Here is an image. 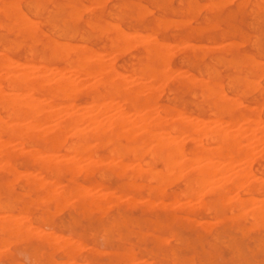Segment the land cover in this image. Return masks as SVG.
Instances as JSON below:
<instances>
[{
  "label": "rangeland",
  "instance_id": "obj_1",
  "mask_svg": "<svg viewBox=\"0 0 264 264\" xmlns=\"http://www.w3.org/2000/svg\"><path fill=\"white\" fill-rule=\"evenodd\" d=\"M6 1H8V0H6ZM6 1L4 0V2H3V0H0V5L4 4ZM9 1H11V0H9ZM44 1L45 2L49 1V2L45 3ZM50 1H51V3H50ZM97 1L101 2V4L99 5ZM103 1L104 2L106 1V2L104 3ZM144 1H146L148 4ZM174 1H176V2L178 1L177 4L178 3L179 4L175 5ZM216 1H217V4L214 3ZM216 1L215 0H188V1L187 0H155V1L152 0V2H151V0H149V1H147V0H96V1H94V0H71V1L70 0H68V1L67 0H13L12 1L13 3H15V4L17 3V5H19L18 8L20 9L21 12H23L22 14L25 13L24 16H27L26 19H28L27 21H29V23H31V25H32V21L30 19L33 20L32 26H35L36 29L35 28L32 29V26H31L30 29H32L33 31L31 30L30 33L33 35H24L23 36L20 33H18L16 35L15 34L16 30L9 27L10 26L9 19L5 15H3V13L0 14V23H1L0 27L2 26V28H0V53H1L0 55L6 54V56L7 57L9 56L10 59H12V60L14 59L17 62L22 63V65H23V63H25L24 62L25 58L28 57L27 53L28 54L31 53L34 59H38L41 56H46L50 50H52L54 52H56V51L57 52H60V51L63 52V49H64L63 53H67L66 52V50H67L68 51L67 55L71 58V57H73V55L76 51H81V50L90 51L91 50L94 53H96L99 57H101V54H103L104 59H102V60L106 64H109V66H111L114 70H116L117 72H120V74L124 75L125 77L127 75L126 78L131 77V75L129 76V74H127L130 72V70H131L130 68H138V67L142 66L143 64H146V62H147L148 66L158 68L160 71L163 69L161 71V73L163 74L164 79H167L166 76H168V75L175 77V76H173L175 74L177 76L172 80H171L172 77L169 78V80L167 79L168 80L166 82L167 84L164 82L166 80H164L162 78L161 80L162 81L164 80L163 81L164 83L162 82V85H160L163 88L162 87H160V88L163 90V92L161 93L160 91H162V90L159 89V86L156 87V84H154L155 89L157 90V88H158L157 91L160 90L159 93L161 95L159 94V96L157 97L158 93L156 94V92H157L156 90H154L155 94L153 93V95H155V97H157V98H154V96H153V104H156V106H157V104H158V106H160V104L165 105V106L169 107L170 109H172L171 112H172L173 119L175 117H177L179 119V116H180V118H184L181 116L186 115L185 119L189 118V120H193V121L196 120V118L197 119L201 118L202 120L206 119L209 122L212 121L211 119L213 118L214 115L210 112L213 111V105H212L211 101H213V98H214V101L216 103L221 104V105H225V106L231 108L229 110H230V114H232L233 116H236L238 114H242L247 119L248 118L252 119L254 117H258L260 119L259 125L262 124L261 125V128H262V127H264V81H263L264 80V72H263L264 71V63H263L264 62V14H263L264 13V0H262V1L260 0L261 2L259 0H255V1L254 0H243V1L241 0L242 3L240 0H216ZM36 2H37V4H36ZM81 2H82V4H81ZM134 2H135V4H134ZM149 2L151 4V6H149L150 5ZM180 2H181V5H180ZM186 2L190 8L187 7L188 5H185ZM212 2H213V4L210 5ZM251 2L254 4L252 5ZM113 3H114L113 7H115V8L112 7ZM202 3H203V6L200 7V5H202ZM227 3L232 4V5H229ZM63 4L65 7H62ZM138 4H143V5H140V7H139ZM35 5L37 6V9H36ZM115 5H117V6H115ZM255 5H258V6H255ZM261 5L263 7L260 8ZM74 6H76V10H78V11H75L74 10L75 8L69 9L71 7H74ZM124 6L125 7L127 6V7L125 8ZM145 6H146V8H145ZM156 6L158 7V9L156 8ZM205 6L207 8L204 9ZM237 6H238V8H237ZM79 7H81V8H79ZM136 7H137V9H136ZM258 8L260 10H258ZM115 9H117V10H115ZM186 9H188V11H186ZM197 9L198 10L200 9V10L197 11ZM201 9L203 11L204 10L207 11L208 13L207 12L204 13ZM50 10H52V11H50ZM67 10L69 13L67 12ZM150 10H152V11H150ZM63 11L67 12L68 14L67 13L64 14ZM71 11H72V14H71ZM105 11L109 17L106 16ZM172 11L174 12V14L171 13ZM27 12H29V13H27ZM146 12H151V13H146ZM32 13H34V15ZM77 13H79V14L77 15ZM213 13L216 15H214ZM49 14L52 16H50ZM66 14L69 17V20H67L68 17H66ZM83 14L84 15L87 14V16H90V18L84 16ZM141 14H143V15H141ZM255 14H257V15H255ZM252 15H254V16H252ZM3 16H5V18ZM76 16H77V18H76ZM115 16L117 17L116 19H115ZM251 16H252V18H251ZM46 17H48V19H46ZM131 17H133L132 18L133 20L131 19ZM138 17H141V19ZM153 17H155V19ZM189 17L192 18V21ZM73 18L74 19L76 18L75 21H72ZM158 18L161 20H159ZM203 18H204L205 22H204ZM45 19H46V21H49L51 19V22L50 21L46 22V21H44ZM62 19H63V22H62ZM153 19H154V21H153ZM167 19L168 20L170 19V20L168 21ZM176 19H179V20H176ZM184 19H185V21H183ZM255 19H257V20H255ZM34 20H38V22H35L36 24H34ZM87 20H89V21H87ZM139 20H140V22H139ZM156 20H157V23H156ZM210 20H212V21H210ZM106 21L112 27L107 26L108 24L106 23ZM61 22H62V24H61ZM83 22H85V25ZM88 22H89V24H87ZM111 22H114V23H111ZM142 22L144 23L143 25H141ZM168 22H169V24H168ZM180 22L181 23L184 22V23L180 24ZM40 23H43V24H40ZM63 23H64V26H63ZM91 23H94V24H91ZM116 23L119 24V26H116L117 28L114 27ZM159 23L160 24L162 23L161 26H159L160 25ZM174 23H175V26L173 25L171 27L170 25L174 24ZM47 24H48V27H47ZM71 24L73 26L70 27ZM120 24H122V25H120ZM164 24H165V26H163ZM167 24H168V26L166 27ZM240 24H242V25H240ZM36 25H38V26H36ZM54 25L55 26L58 25V27L56 28ZM29 26H30V24H29ZM90 26L91 27L95 26L97 28H94V27L90 28ZM250 26H251V28H249ZM5 27H6V29H5ZM53 27H55V28H53ZM106 27L107 28L110 27L109 29L111 30V32L108 29L106 31ZM162 27H165V28H162ZM175 27L178 29H175ZM61 28L65 29V30H60ZM99 28H102V30ZM103 28H105L104 31H103ZM118 28H120L121 30ZM173 28H174V31H173ZM89 29L90 30L92 29V31H90ZM151 29L152 30L154 29L153 30L154 32H152ZM186 29L190 33L185 31ZM72 30H73V36L74 37L72 36ZM99 30L102 31V32H100L101 35L96 34L97 32L99 33ZM74 31H76V33ZM108 31H109V33H107ZM115 31H116V34L114 33ZM179 31L181 32V34ZM197 31H198V34H196ZM123 32L124 33L128 32V33H126L124 35ZM133 32H134V34H136V36H134ZM43 33H45V35ZM68 33H70V34H68ZM77 33H78V35H77ZM79 33H81L82 36ZM168 33H170L171 35L172 34H174V35H172L170 37V34H168ZM206 33H207V35H206ZM55 34L57 36H55ZM84 34H86L87 36ZM137 34H140V35H137ZM104 35H106L105 36L106 39H105V37L103 38ZM113 35L115 36L114 38H116V41L114 39H112ZM59 36H61V37H59ZM94 36H96V37H94ZM128 36H129V38H127ZM139 36H141L140 40H139ZM31 37H33V38L31 39ZM107 37H110V39L108 40ZM136 37H137L138 41H141L139 43H144V44H142V45L138 44ZM203 37H205V39ZM174 38H176V39H174ZM207 39H208V41H207ZM253 39H254V43L252 44L251 42H253L252 41ZM31 40H33V41H31ZM80 40H82V41H80ZM106 40H108V41H106ZM178 40H180V41H178ZM204 40H206V41H204ZM35 41H37L38 43ZM129 41L130 42L133 41V44L132 43L130 44ZM161 41H164V42L162 43ZM61 42L63 44H61ZM103 42H104V44H103ZM120 42H121V44L123 43V45L127 44L128 49L125 50L126 46L123 47V45L121 48ZM125 42H127V43L125 44ZM128 42H129V46H128ZM147 42H150V43H147ZM165 42H168V43H165ZM56 43H57V45H56ZM79 43H81V44H79ZM83 43H85L88 47L85 46V44H83ZM113 44H114V46H113ZM116 44H118V46ZM150 44H151V46H149ZM1 45L6 50L1 48ZM8 45L9 46L12 45V49H11V46L8 48L7 47ZM132 45H133V47L135 46L136 48H133ZM158 45H160L161 48H159ZM140 46L141 47L146 46V47L141 49ZM148 46L149 47L155 46V47H152L153 48L152 49V48H149ZM175 46H176V48H175ZM255 46H257V47L254 50ZM59 47H61V48H59ZM116 47L118 48V50H114V49H116ZM130 47H132L133 49ZM166 47H167V49H166ZM207 47H209V48L211 47V48L208 49ZM72 48H73V50H72ZM84 48H87V49H84ZM89 48H90V50H89ZM146 48L150 49L149 51L151 53H148V51L147 52L142 51L143 49L145 50ZM193 48H194V50H193ZM213 48H215V49H213ZM26 49H27V51H26ZM68 49H71L73 51V54L71 53L72 51H69ZM78 49H80V50H78ZM11 50H13V51L11 52ZM113 50L117 53V55L118 54L119 55L117 56ZM152 50H153V52H152ZM155 50H157V52ZM165 50H166V52H168V51L169 52L167 54L163 53V52H165ZM106 51H107V53H106ZM158 51H160V52L158 53ZM154 52H156V53H154ZM99 53H101V54H99ZM120 53H122V54H120ZM128 53H129V55H131L130 57L127 56ZM161 53L163 55L165 54L164 57L166 56L165 57L166 59L162 58L163 56ZM185 53H187V54H185ZM154 54L157 56L156 58H155ZM170 54H172V55L174 54V55L168 57V55H170ZM144 55H146L148 58L145 59L146 56L144 57ZM184 55H185V57H184ZM137 56H138V58H137ZM158 56H162V57L160 58ZM200 56H201V58L199 59ZM101 58H103V56ZM253 58L255 60H253ZM163 59H165V60H163ZM162 60L166 61V63H164ZM238 60H239V62H238ZM250 60H251V63L253 60L252 65H250L251 64ZM183 61H185L186 63ZM254 61L255 62L259 61L261 63H259V62L255 63V67H256L255 68V67H253ZM123 62H125L126 64ZM130 62H132V63H130ZM137 63H139V64H137ZM35 64L41 65V62L39 60H37V61H35ZM162 64L163 65L166 64V65L163 66ZM52 65L53 66H62L63 62L60 59H55L54 61H52ZM167 65H169V66H167ZM249 65L255 69L251 68ZM161 66H163V67H161ZM200 66H202V67H200ZM223 66H224V68H223ZM261 66H262V68H261ZM121 67H123L124 69ZM235 67H237V68H235ZM171 68H172L173 73L175 71L174 74H170ZM248 68H250V69H248ZM257 68H261V69H258L260 71H258ZM180 69L182 71H183V69H185L184 73L186 72L187 74L188 73L190 74L193 72L194 73L192 75L188 74L189 76L187 74H185V76H182L184 74ZM202 69H203V71H202ZM164 70H167V72L169 70V73L167 74L166 71H165L166 73H164ZM177 70L181 71L182 73L181 74H180V72L177 73ZM196 70L199 72L200 77L198 76V72H196ZM250 70L252 71V73ZM206 71H207V73H206ZM255 72L256 73L258 72L259 75L263 74L262 77H260L261 80L263 79L262 81L259 80L260 78L257 77L259 75H257ZM46 74H49V73L47 72ZM165 74H167V75H165ZM205 75H206V77H205ZM237 75L239 77H237ZM191 76L193 78L195 76L194 80H196V81H194L193 83L191 81L192 80ZM231 76L233 79L231 78ZM229 78H231V79H229ZM92 80L95 81V78H92ZM92 80H90V82ZM161 80H159V82H157L158 83L157 85H159L161 83L160 82ZM186 80L188 81V83ZM135 81H137V79L132 76L129 80V84L132 85V83H134ZM138 81H137V83H138ZM197 81H199L201 86H199V83ZM211 81H213L214 83ZM90 82H88V83H90ZM91 83H93V82H91ZM148 83H149V81H148ZM206 83L210 84L213 87V89L216 91L218 96L220 95L219 97H221V95L227 96V97H225V96L223 97L224 98L223 100H225V101L220 100V99H222V97L220 99L219 98L217 99L216 96H212V97L207 96L208 98L206 96H204L203 92H200L201 91L200 89H202V86ZM217 83H219V86L217 85ZM163 84H165V86ZM255 84L256 85L258 84L259 86H257V88H255V90L257 92L254 90L255 93H253L250 86L252 87ZM227 85H228V87H226ZM256 85L254 87H256ZM227 88L229 89L228 92H226L228 90ZM217 91H222V92H219L220 93L219 94ZM83 95H85L83 92L76 94L75 95L76 99L74 98L75 102H78V103L83 102V100L86 97V96L83 97ZM201 96H203V97H201ZM229 96L231 97V99L233 96H236V98L233 97V100L238 101V102H236V101L234 102L236 104H238L239 101H241L238 104L239 106L236 104H233L232 103L233 100L227 99V98H230ZM166 97H167V99H166ZM162 99H164V100H162ZM110 103L113 105V101H111ZM244 104H246V105H244ZM114 105H115V103H114ZM235 106H237V107H235ZM238 107H239V109H238ZM173 108H175V109H173ZM177 110H179L181 112H179ZM68 111H70V110H68ZM110 111H108L107 112L108 114H105V116L102 115L103 117H101L100 121L108 122L109 119H112V117H115L117 109L113 108ZM94 112H97V110H92V111H90L89 114L98 115L97 114L98 112L97 113H94ZM176 112L177 113L179 112V114H176ZM156 113H157L156 110L153 111V114L151 113L152 118L153 117L156 118ZM174 113L176 114V116ZM59 114L60 113H58L57 115L59 117H61V119H62L64 117V115L63 114L59 115ZM157 115H158V113H157ZM189 115H190V117H189ZM191 115H193V116H191ZM228 115L229 114H227V113H223L222 118L227 119L229 117ZM131 116H133V114H131L130 117ZM133 117H135V115ZM172 117H171V119H172ZM193 117H195V118L193 119ZM57 119H58V117L55 119L56 122L59 120V119L58 120ZM55 120L54 121L52 120V122L49 123L50 128L51 127L54 128L55 125L53 123H56ZM213 125H214V123L210 124V126H213ZM259 125H257L256 128H259L260 127ZM81 126L83 127V125L81 123H79L78 127H81ZM49 127L47 126V128H49ZM235 128L239 129V126L237 124H235L232 127V129L234 130ZM139 130L140 129L138 128V131ZM244 134L246 135L247 133L244 132ZM180 137H183V138H180ZM180 137L178 140L181 139L182 145L185 149L189 148L191 145H194L196 143L198 145V142L195 143L194 141H192L190 139H186L184 136H180ZM68 138H69V140H68ZM73 140H74V137H71V136L70 137L68 136L66 139L67 143H70ZM92 141L93 140H89V144L91 145V149L96 150L97 154H99L100 156L107 157L108 152H106V151H107V148L109 149L111 147V144L103 145V147L101 148V144H96L95 141H93V142ZM93 144H96L97 146L95 145L96 147H94V146H92ZM260 144H263L262 146L264 147V143H258L257 145L252 144L253 146H250V147H252L251 153L253 155L251 154V157L249 156V158H248L249 160L247 159L246 163H242V162H244V160L243 161L240 160V162H237V165L236 164H235V166L233 165L234 167H233V170H231V172L233 171L232 173H236L239 165L240 166L242 164H243V166L246 165L248 170L250 171V173H252V174H250L248 180L252 183H259L260 181H262L264 184V161H262L260 159V157H261L264 160V153H263V150L261 151V149H263V148H261L262 146ZM199 145L201 147H207L208 145L212 146L213 143H208V142H205L203 140V141H200ZM28 147L30 148V145H28V144L23 145L22 146L23 151L29 149ZM256 148H257V150H256ZM259 150L261 151L260 154L258 153ZM18 155H17V157L14 156L12 159V164H13L14 168L19 172L22 171L21 174H23L27 171L28 172L32 171L33 173H35L36 172L35 168L33 166L29 165V163L26 161V156L22 153L18 154ZM259 155H260V157H259ZM253 156H255V157H253ZM66 157L68 158L69 156H66ZM64 159H65V157H64ZM76 160H77V158H76ZM148 160H149V158L147 157V161ZM86 161L84 158L78 157L77 162L79 165L85 166ZM105 162L107 163V160L102 161V163H104V164L101 163L99 168H98L99 169L98 171H101V173L97 171V172H93L92 174H89L86 176H84V175L82 176V174H79V175L77 174L76 176H74L72 178H69L68 174H66L65 172H60L61 174L58 173L56 175L47 174L45 176L46 179H48L49 181H51L55 184L56 187L54 186V191L57 190L56 192L61 191L60 190V187H61L60 184H62V183H64L63 186H65L67 188H69L71 185H73L75 183H80V184H83L85 186L89 185L90 187H91V185L93 186V184L96 183V184L100 185L101 187L103 185V187H102V188H104L103 192H106L105 190H107V189H108L107 192L112 190L113 192L112 191L108 192L109 195L101 204L98 205V207H96V206L91 207L93 210H91L89 207H83V206L78 205L76 199H74L73 203L70 204L71 203L70 198L72 196H68L64 200L56 201L57 208H62L61 211H63V212H57L56 207H54V205L56 206L55 201H52V200H49V199L42 197L43 192L39 189L34 188L32 186V184L30 185V183H27L26 181H24L25 179L23 178V176L16 177L17 178V180H16V178L11 176L10 174L7 175L6 172H5L6 173L5 174V173H3L4 171H2V172L0 171V181L2 182V183L0 182L2 184V185L0 184V195H3L2 197L0 196V202L7 201V200H10L12 202V204L14 206H12L10 208V213L15 214L18 209L22 208V206L20 204L24 205V204L31 202L28 206L29 208L27 207V212H28L29 216L25 222V225H26L25 228L26 229L25 228L21 229V232L18 231L19 233H21L20 234L21 236L18 234L17 231L15 232L14 230L9 229L7 226H5V224H2V225L0 224L2 226V227L0 226V242H1V240L5 241V242L3 241L4 245L2 244V242L0 243V249H1L0 250V255H1L0 256V264H69L68 261H70V263L73 262L72 264H74L75 261H76L75 264H77L78 262H79V264H81V262H82V264L83 263L84 264H92V263L93 264H132L133 260L134 261L137 260L139 262V264H208V263L209 264H252V263L253 264H264V233H263L264 232V224H261V222L264 223L263 222L264 220H259V222L253 221L249 217V215L239 216V217L234 219L231 216V213L229 212V210L227 208L218 205L215 208L205 209L204 207L200 206L198 204V200H195V199H193L189 202L191 209L189 207V210L186 209V211H188V212H186L185 209H183L180 206L181 200L174 203V205L172 203H169V196L173 193L179 192L180 190L183 189V186H184V183H182V182H184L183 177L180 178V176H176V175H173L175 177H173L172 175L169 176V177L173 178V181L178 179L175 182L172 181L173 184L169 185V183L171 182L170 181L171 178H169V177H167V179L169 178V180L165 179L166 183L168 185L167 187L165 186L166 184L163 185V183H165V181H163V183L161 184L162 187H166L165 189L163 188L164 189V195L162 197L148 196V195L146 196V191H145L144 187H143V189L140 188L139 190H136L133 193L128 192L124 188V184L127 181L126 175L118 173L115 169L110 168L107 164H106L107 168H105ZM192 163H193L192 164L193 166H195V165L197 166V165H199V163L204 164V163H202V161L201 162L200 161L199 162H193L192 161ZM238 163H242V164H238ZM28 165H29V167H28ZM30 167H32V168H30ZM142 167H144V165H142ZM150 167L153 170H155V168L157 169L160 167V163L158 161H155L151 164ZM235 169H236V171H235ZM257 171H259V172H257ZM96 173H98L97 175H98V178L100 180L97 178ZM182 173L185 174L186 170H183ZM100 174H101L102 178L100 177ZM183 174H181V175H183ZM48 176H50V177H48ZM253 176L258 177V178L260 176V178H259V180L257 179L256 181H254ZM78 177H80V178L82 177L81 178L82 180ZM178 177L180 178V180ZM261 177L263 179H261ZM10 178H12V179L14 178L15 180L13 179V182H12ZM19 178H20V180H19ZM51 178H53V179H51ZM139 178H141V179H139ZM139 178L138 177L136 178V182H139L140 184H146V185L148 184L149 186H151V185H155V183H156L155 180L151 181L153 179L149 178L148 172H147V175L142 174ZM175 178H177V179H175ZM146 179L150 180V181H148V183H146L147 182ZM7 180L11 181V183H9ZM23 182H24V184H23ZM59 182H60V184H57ZM262 182H260V183H262ZM178 183H180V184H178ZM4 184H6V185H4ZM22 188H23V190H22ZM92 189H90V190H92L91 191L92 193L93 192L94 193L95 192L100 193V191H97L96 189L94 191V188H92ZM18 191H19V193H18ZM25 192L26 193L28 192V193L26 194ZM139 192H140V194H139L140 196L138 195ZM255 192L258 193L259 191L258 192L257 191L252 192V195L256 199L264 198V197H262V196H264V194L259 192V195H256ZM110 193L113 195L119 194L121 196V197H118V198H120V200H118L117 197L115 198V196H117V195L111 196ZM232 193H231V195L236 194V192H232ZM23 194H26V195H23ZM127 195H129V196H127ZM11 196L12 197L14 196L13 197L14 199ZM21 196L25 197V198H22ZM37 196H39L40 198H36ZM124 196H126L127 199L131 198L130 201H127V199L124 200ZM146 197H147L149 202L152 199L150 204L145 203ZM133 198H135L136 200L135 199L133 200ZM35 199H39L40 201L35 200ZM72 199L73 198H71V201H72ZM141 199L142 200L145 199V200L142 201ZM20 200L23 201V203ZM155 200H157V201L160 200L161 204L163 201L164 207H162L163 204L160 205V202H157ZM35 201H37V202L35 203ZM65 201H68L69 204H66V203H65L66 205L63 204V202H65ZM135 201H137V202H135ZM153 201L155 202V203H153L155 205L152 206ZM166 201H168V202H166ZM19 202H20V204H18ZM112 202L115 204H111ZM164 202L168 203V204H165ZM108 203L111 205L109 206ZM126 203H128V204H126ZM194 203H195V205H194ZM106 204H108V206H106ZM256 204L258 205L259 203H256ZM172 205H173V208L176 205V207H175L176 209L171 208ZM191 205H194V206L192 207ZM255 205H253V206H255ZM155 206L157 208H155ZM169 206H171V207H169ZM177 206H179V207H177ZM160 208H162V209H160ZM14 209H16V210L14 211ZM72 210L75 214L72 212ZM174 210H176V211H174ZM218 210H219V212H218ZM0 211H2V212H0V216H2L0 218H3L8 214V212L6 210H4V208H0ZM58 211H59V209H58ZM114 211L117 213H115ZM206 212H208V213H206ZM80 213H82V214H80ZM98 213H99V216H98ZM172 213L175 214L176 218H173ZM108 214H109V216H108ZM38 215L41 216L42 218L39 217ZM196 215L198 217H196ZM33 216H35V217H33ZM154 216H155V218H154ZM57 217H58V219H57ZM70 217H71V219H70ZM210 217H212V218H210ZM191 218H193V219H191ZM32 219L34 221H32ZM105 220H107V221H105ZM151 220H153V221H151ZM202 220L205 221V223L202 222ZM215 220H216V223H215ZM142 221H144L145 224ZM167 221H169V222H167ZM206 221L209 223H207ZM210 221H212V222H210ZM252 221H253V223H252ZM29 222H30L31 226H30ZM174 222H175V225H174ZM250 222L253 225H251ZM59 224L62 226H60ZM66 224H68V225H66ZM209 224H211L212 226H209ZM57 225H59V226H57ZM234 225H236V226H234ZM250 225H251V228L253 230L250 228H247V226L250 227ZM34 226H35V228H34ZM182 226H184V227H182ZM27 227H28V229L30 231L29 233L31 235L29 233H27L28 232ZM36 227L37 228L39 227V228L37 231H34L37 229ZM145 227L147 228V230ZM4 228H7V229H4ZM30 228H31V230H30ZM61 228H63V229H61ZM214 228H215V230H214ZM231 229L234 231L238 230L239 232L238 231L234 232ZM9 230H12L14 233L9 232V234H10L9 235L8 234ZM45 230L46 231L50 230V231L47 233V232H45ZM141 230H143V231H141ZM151 230L154 232H152ZM171 230H173V231H171ZM251 230L254 232H252ZM42 231H44L46 234ZM240 231H241V233H240ZM3 232H7V234L6 233L4 234ZM31 232L35 233V234H32ZM101 232H102V234H101ZM2 233H3V235H2ZM42 233H44V234H42ZM50 233H52V235ZM54 233L57 236L60 235V238L54 236ZM39 234H41L40 235L42 237V238L40 237L41 239L39 238ZM47 234L48 235L50 234L52 237H49ZM115 234H117V235H115ZM168 234H170V235H168ZM33 235H35V236H33ZM62 235L65 237H62ZM36 236H38V238ZM66 236H68V238ZM104 236H106V237L104 238ZM136 236L138 237V239ZM27 237H29V241L24 242V241L28 240ZM45 237H47V238H45ZM259 237H260V240H259ZM2 238H4V239H2ZM53 238L54 239L56 238V240H54ZM63 238L70 239V240L74 239V240H72L71 242L68 241L69 243L65 245L67 240H65ZM88 238L89 239L92 238V239L89 240ZM15 239L17 242L14 241ZM52 239L54 241H57V242H54ZM130 239H131V241H130ZM124 240H125V242H124ZM10 241H11V243H10ZM74 241L75 242L78 241V242L74 243ZM149 241H151V242H149ZM63 242H64V245L61 244L62 245L61 246L59 243H63ZM166 242H167V244H165ZM15 243H16V245H14ZM25 243L27 246L25 245ZM91 243H93V244H91ZM76 244L79 246L80 245H82V246L79 247ZM194 244H195V246H194ZM57 245L60 246V248L61 247L62 248L60 249ZM224 245H226L227 247ZM1 246L4 247L3 249H5V250H3ZM5 246L8 248H6ZM74 246H76V247H74ZM86 246H87V248H86ZM190 247H192V248H190ZM245 248H247V249H245ZM34 249H35V251H34ZM68 249L71 250V252H72L71 254H67ZM171 249H172V251H171ZM50 250H52V251H50ZM79 250H81V251H79ZM103 251L104 252L106 251V252L104 253ZM136 251L139 253H137ZM60 252L61 253L64 252V253H62V254H64V256L61 255ZM101 252H103V253H101ZM171 252H172V254H171ZM35 253H37L38 255ZM65 253L67 254L68 257H66ZM145 253H146V255H145ZM39 254H41V255H39ZM250 255L252 256V258L254 260L250 257ZM37 258H38V261H37ZM65 259L68 261L67 262L64 261ZM71 259H73V260L71 261ZM140 259H141V261H139ZM85 260H86V262H85ZM60 261H61V263H60ZM146 261H147V263H146ZM136 262H134L133 264L138 263V262L137 263ZM171 262H173V263H171Z\"/></svg>",
  "mask_w": 264,
  "mask_h": 264
},
{
  "label": "bare ground",
  "instance_id": "obj_2",
  "mask_svg": "<svg viewBox=\"0 0 264 264\" xmlns=\"http://www.w3.org/2000/svg\"><path fill=\"white\" fill-rule=\"evenodd\" d=\"M12 1L13 0H11V1L8 0L4 4L0 5V14L3 13V15H5L9 19V21H10L9 22L10 23V26L9 27L16 30V33H15L16 35L18 33L22 34L23 36L24 35H33V34L30 33L31 30L35 28V26H32L33 25V20L30 19L32 21V25H31V23H29V21H27L28 19H26L27 16H24L25 13L22 14L23 12H21L20 9L18 8L19 5H17V3L16 4L13 3ZM94 1H96V0H94ZM147 1H149V0H147ZM242 1H241V3H242ZM3 2H4V0H3ZM47 2H49V1H47ZM47 2H45V3H47ZM144 2H146V1H144ZM151 2H152V0H151ZM174 2H175V5H178L179 4V3L177 4L178 1L177 2L174 1ZM50 3H51V1H50ZM214 3L217 4V1L214 2ZM36 4H37V2H36ZM81 4H82V2H81ZM98 4L100 5L101 2H98ZM134 4H135V2H134ZM149 4H150V2H149ZM212 4H213V2L210 5H212ZM227 4H229V3H227ZM253 4L254 3H252V5ZM138 5L140 7V5H143V4H138ZM180 5H181V2H180ZM185 5H188L187 2H186ZM229 5H232V4H229ZM113 6H114V3L112 5V7ZM115 6H117V5H115ZM149 6H151V4ZM201 6H203V3H202V5H200V7ZM238 6H237V8H238ZM255 6H258V5H255ZM62 7H65L64 4H63ZM187 7H189V5ZM261 7H263V6L261 5L260 8ZM72 8H75L74 10L75 11H78V10H76V6L71 7L69 9H72ZM79 8H81V7H79ZM113 8H115V7H113ZM145 8H146V6H145ZM156 8L158 9L157 6H156ZM205 8H207V7L205 6L204 9ZM36 9H37V6H36ZM136 9H137V7H136ZM188 9H186V11H188ZM115 10H117V9H115ZM199 10L197 9V11H199ZM258 10H260V9L258 8ZM50 11H52V10H50ZM150 11H152V10H150ZM67 12H68V10H67ZM67 12H64V14L67 13ZM203 12L205 13L207 11L204 10ZM27 13H29V12H27ZM79 13H77V15ZM146 13H151V12H146ZM171 13L174 14L173 11ZM32 14L34 15V13H32ZM67 14H66V17H68ZM71 14H72V11H71ZM105 14H106L107 17H109L107 15L106 11H105ZM141 15H143V14H141ZM214 15H216V14H214ZM255 15H257V14H255ZM5 16H3V17L5 18ZM50 16H52V15H50ZM84 16L90 18V16H87V14H85ZM252 16H254V15H252ZM252 16H251V18H252ZM76 18H77V16H76ZM116 18L117 17L115 16V19ZM132 18L133 17H131V19ZM138 18L141 19V17H138ZM153 18L155 19V17H153ZM46 19H48V17H46ZM46 19L44 21H46ZM63 19H62V22H63ZM75 19L73 18L72 21H75ZM154 19H153V21H154ZM190 19L192 21V18H190ZM67 20H69V17H68ZM159 20H161V19H159ZM176 20H179V19H176ZM203 20H204V18H203ZM255 20H257V19H255ZM49 21L51 22V19ZM49 21H46V22H49ZM87 21H89V20H87ZM183 21H185V19ZM210 21H212V20H210ZM35 22H38V20H34V24H36ZM62 22H61V24H62ZM139 22H140V20H139ZM204 22H205V20H204ZM28 23L30 24V26H29ZM83 23L85 25V22H83ZM106 23H107V21H106ZM111 23H114V22H111ZM156 23H157V20H156ZM183 23L180 22V24H183ZM40 24H43V23H40ZM72 24L70 25V27L73 26ZM87 24H89V22ZM91 24H94V23H91ZM143 24L144 23L142 22L141 25H143ZM161 24L159 26H161ZM165 24L163 26H165ZM168 24H169V22H168ZM168 24L166 25V27L168 26ZM120 25H122V24H120ZM173 25L175 26V23L174 24H171L170 26L172 27ZM240 25H242V24H240ZM31 26H32V29H30ZM36 26H38V25H36ZM63 26H64V23H63ZM107 26H111V25L108 24ZM116 26H119V24L116 23L114 27H116ZM47 27H48V24H47ZM55 27L57 28L58 25L55 26ZM55 27H53V28H55ZM93 27L94 28H97L95 26H93ZM93 27L90 26V28H93ZM0 28H2V26ZM109 28L106 27V31L108 29L111 32V30ZM162 28H165V27H162ZM249 28H251V26ZM5 29H6V27H5ZM99 29L102 30V28H99ZM118 29H120V28H118ZM175 29H178V28L175 27ZM60 30H65V29L61 28ZM101 30H99V33L97 32L96 34L101 35V33H100V32H102ZM104 30H105V28H103V31ZM153 30H152V32H154ZM90 31H92V29ZM109 31L107 33H109ZM173 31H174V28H173ZM185 31H187V29ZM74 32L76 33V31H74ZM114 33L116 34V31ZM126 33H128V32H126ZM126 33H124V35ZM188 33H190V32H188ZM43 34L45 35V33H43ZM68 34H70V33H68ZM79 34L81 35V33H79ZM133 34H134V32H133ZM168 34H170V33H168ZM180 34H181V32H180ZM196 34H198V31H197ZM77 35H78V33H77ZM84 35H86V34H84ZM137 35H140V34H137ZM172 35H174V34H172ZM172 35L170 34V37ZM206 35H207V33H206ZM55 36H57V35L55 34ZM72 36H73V30H72ZM105 36L106 35H104L103 38ZM134 36H136V34H134ZM59 37H61V36H59ZM94 37H96V36H94ZM114 37L115 36L113 35V38L112 39H114L116 41V38H114ZM137 37H136V39H137ZM140 37L141 36H139V40H140ZM32 38L33 37H31V39ZM107 38H108V40L110 39V37H107ZM127 38H129V36ZM203 38L205 39V37H203ZM105 39H106V37H105ZM174 39H176V38H174ZM108 40H106V41H108ZM31 41H33V40H31ZM80 41H82V40H80ZM133 41L132 42L129 41L130 44L131 43L133 44ZM137 41H138V39H137ZM178 41H180V40H178ZM204 41H206V40H204ZM207 41H208V39H207ZM252 41L253 42H251V43L253 44L254 43V39ZM35 42H37V41H35ZM121 42H120V45H121V48H122L123 43L121 44ZM129 42H128V46H129ZM139 42H141V41H138V44H141V45L144 44V43H139ZM161 42L163 43L164 41H161ZM126 43L127 42H125V44ZM147 43H150V42H147ZM165 43H168V42H165ZM61 44H63V43L61 42ZM79 44H81V43H79ZM83 44H85V43H83ZM103 44H104V42H103ZM56 45H57V43H56ZM116 45L118 46V44H116ZM10 46H11V49H12V45H10ZM10 46L8 45L7 47L9 48ZM85 46H87V45L85 44ZM113 46H114V44H113ZM124 46H126L125 47V50H127L128 49L127 44L126 45H123V47ZM149 46H151V44ZM155 46H152V47H155ZM158 46H159V48H161L160 45H158ZM132 47H133V45H132ZM132 47H130V48H132ZM145 47L143 46V47H141V49L142 48H145ZM152 47H149V48H152ZM167 47H166V49H167ZM256 47L257 46H255L254 50L256 49ZM1 48H3L2 45H1ZM59 48H61V47H59ZM90 48H89V50H90ZM133 48H136V47L134 46ZM175 48H176V46H175ZM194 48H193V50H194ZM207 48L210 49L211 47L210 48L207 47ZM84 49H87V48H84ZM146 49L145 50L143 49L142 51H144V52H147L148 51V53H151L149 51L150 49H148V48H146ZM213 49H215V48H213ZM4 50H6V49H4ZM13 50H11V52ZM68 50L69 51H72L73 48H72V50L71 49H68ZM78 50H80V49H78ZM114 50H118V48L116 47V49H114ZM26 51H27V49H26ZM155 51L157 52V50H155ZM56 52L50 50L49 53L46 56H41L38 59H34L31 53L30 54L27 53L28 57L25 58V61H24L25 63H23V65H22V63L17 62L14 59L13 60L10 59L9 56L8 57L6 56V54L5 55H3V54L0 55V171L1 172L4 171L3 173L6 172L7 175L10 174L11 176H13L15 178L16 177L23 176V178L25 179L24 181H26L27 183H30V185L32 184V186L34 188L39 189V190H41L43 192V196L42 197H44L46 199H49V200H52V201H55L56 206L54 204L53 205H54V207H56L57 212H63V211H61L62 208H57L56 201L64 200L68 196H72L71 198H73L72 201H71V198L69 197L70 198V202H71L70 204H72L73 203V200L76 199L78 205L83 206V207H89L91 210H93L91 207L92 206L98 207V205L101 204L107 198V196L109 195L108 192H110L112 190H110V191L107 192V190H108L107 189V190H105L106 192H103V190H104V188H102L103 185L101 187L100 185H98V184L95 183V184H93V186L91 185V187L94 188V191L96 189L97 191H100V193H96V192L95 193L94 192L92 193L91 191L93 189L89 185L85 186V185L80 184V183H75V184L71 185L69 188H67V187L63 186L64 183L60 184V182H59L57 184H60L61 185V187H60V190L61 191L56 192L57 190L54 191L55 184L53 182L49 181L48 179H46L45 176L47 174H51V175L52 174L53 175H56L58 173L61 174L60 172H65L66 174H68L69 178H72V177L76 176L77 174L78 175L79 174H82V176L83 175L86 176V175L92 174L93 172H97L99 170L98 168H99L100 164L102 163V161H106L107 160V163L105 162V168H107L106 166L108 165L110 168L115 169L118 173L125 174L126 175L127 181L124 184V188L128 192L133 193L134 191L139 190L140 188L143 189V187H144L145 188V191H146V196L148 195V196L162 197L164 195V189L168 186L165 179H167V177H169L170 175H172V176L173 175H176V176H180V178L183 177L184 182H182V183H184V186H183V189L182 190H180L179 192L173 193V194H171L169 196V203H172L174 205V203H176L177 201L181 200L180 206L183 209H185V211H186V209L189 210V207H190L189 202L191 200L195 199V200H198V204L200 206L204 207L205 209L215 208L218 205L227 208L229 210V212L231 213V216L234 219L237 218V217H239V216L249 215V217L253 221H258L259 222V220H264V198H262V199H256L252 195V192L253 191H257V192L259 191L262 194H264V184H263L262 181H260L262 183H260V182L259 183H252V182H250L248 180V178H249L250 174H252V173H250V171L248 170V168H247L246 165L243 166V164H242V163H246V161L249 158V156L251 157L252 147H250V146H253L252 144H254V145L256 144L257 145L258 143H264V127L261 128V125L262 124L259 125L260 119L258 117H254L252 119L251 118L250 119L249 118L247 119L242 114H238L236 116H233L232 114H230V110L229 109H231V108H229V107H227L225 105H221V104L216 103L214 101V98H213V101H211L212 102V105H213V111L210 112V113H212L214 115L213 118L211 119L212 121L209 122L206 119H205L206 120L205 121V120H202L201 118H199V119L196 118V120L193 121V120H189L188 117H187L188 119H185L186 115L181 116V117H184V118H180V116H179V119L177 117H175L173 119L172 112H171L172 109H170L169 107H167L165 105H161L160 104V106H158V104H157V106H156V104H153V96H154V98H157L159 96V94H160L159 93L160 90L157 91L158 88L156 90L155 87H154V84H156V87L159 86V89H161L160 87H162V86H160V85H162V82L164 80H166V81H164L166 83L169 80V78L172 77V76H169L168 75L169 77L166 76L168 80L167 79H164V76L161 73V71L163 70L161 67H163L166 64H164V65L162 64L163 66L160 67L162 69L161 71L158 68H155V67H152V66H148L147 65V62H146V64H143L142 66H140L138 68H130L131 70L127 74H129V76L131 75V77L132 76L135 77L137 79V81L139 80L138 83H137V81H135L134 83H132V85H130L129 84V80H130L131 77L126 78L127 75L125 77L124 75L120 74V72H117L111 66H109V64H106L102 60V59H104V55L101 54V53H99V54H101V57L103 56V58L99 57L96 53H94L91 50L90 51L81 50V51H76L74 53L73 57L70 58L67 55V53H68L67 50H66L67 53H63L64 52V49H63V52L62 51L57 52V53ZM152 52H153V50H152ZM156 52H154V53H156ZM159 52L160 51H158V53ZM168 52H166V50H165V52H163V53L167 54ZM71 53L73 54V51ZM106 53H107V51H106ZM115 54L117 55L116 52H115ZM120 54H122V53H120ZM185 54H187V53H185ZM164 55L162 54L163 57L162 56H158V57L165 58L166 56L164 57ZM173 55L170 54V55H168V57L173 56ZM127 56L130 57L131 55H129V53H128ZM145 56L146 55H144V57ZM156 57L157 56L155 55V58ZM184 57H185V55H184ZM137 58H138V56H137ZM147 58L148 57L146 56L145 59H147ZM200 58H201V56L199 57V59ZM55 59L62 60L63 65L62 66H53L52 65V61H54ZM165 59H163V60H165ZM37 60H39L41 62V65L35 64V61H37ZM253 60H255V59L253 58ZM253 60H252V63H253ZM163 62L166 63V61H163ZM183 62H185V61H183ZM238 62H239V60H238ZM258 62L259 61H257V62L254 61L253 67H255V63H258ZM123 63H125V62H123ZM130 63H132V62H130ZM250 63H251V60H250ZM252 63L250 65H252ZM259 63H261V62H259ZM137 64H139V63H137ZM167 66H169V65H167ZM200 67H202V66H200ZM250 67L253 68L252 66H250ZM121 68H123V67H121ZM223 68H224V66H223ZM235 68H237V67H235ZM255 68H253V69H255ZM261 68H262V66H261ZM261 68H257V70L258 69H261ZM248 69H250V68H248ZM184 70L185 69H183V71L181 70L183 72V74H184L182 76H185V74H187L186 72L184 73ZM165 71L167 72V70H164V73H166ZM181 71L177 70V73L180 72V74H181L182 73ZM202 71H203V69H202ZM258 71H260V70H258ZM45 72L46 73L48 72L49 74H46ZM171 72H172V68H171ZM171 72H170V74H174L175 73V71H174V73L173 72L171 73ZM196 72H198V71L196 70ZM168 73H169V70H168L167 74ZM193 73H190V74L188 73V74L189 75H192ZM206 73H207V71H206ZM251 73H252V71H251ZM167 74H165V75H167ZM256 74L259 75L258 72ZM199 75L200 74L198 72V76ZM262 75H259L257 77L260 78V77H262ZM173 76L177 77L175 74ZM175 77H172L171 80L174 79ZM205 77H206V75H205ZM237 77H239V76L237 75ZM92 78H95V81L92 80ZM162 78L164 79L163 81L161 80ZM191 78H192V80H191L192 83L194 81H196V80H194L195 76H194V78L191 76ZM231 78H232V76H231ZM231 78H229V79H231ZM90 80H92L91 82H93V83H91ZM159 80H161L160 81L161 83L159 85H157L158 84L157 82H159ZM259 80H261V78ZM148 81H149V83H148ZM88 82H90V83H88ZM197 82L199 83V81H197ZM211 82H213V81H211ZM187 83H188V81H187ZM163 85L165 86V84H163ZM217 85L219 86V83H217ZM199 86H201L200 83H199ZM254 86H252V87L250 86V88L252 89L253 93H255L254 90L259 85L257 84L256 87H254ZM226 87H228V85ZM154 90L157 91L156 94L158 93L157 94V97H155V95H153V93L155 94ZM200 90H201L200 92H203L204 96H206V97L207 96H211V97L212 96H216L217 99L218 98L220 99L222 97V99H220V100L225 101V100H223L224 99L223 97L225 95L224 96L221 95V97H219L220 95L218 96V94L213 89V87L210 84H208V83L204 84L202 86V89H200ZM228 91H229V89L226 92H228ZM81 92H83L85 94V95H83V97L86 96L85 99L83 100V102H79V103L78 102H75V100H74L75 95L78 94V93H81ZM160 92L162 93L163 90L160 91ZM217 92L219 93V92H222V91H217ZM201 97H203V96H201ZM225 97H227V96H225ZM233 97L236 98V96H233ZM233 97H232V99H231V97L230 98H227V99L233 100ZM166 99H167V97H166ZM162 100H164V99H162ZM111 101H113V105L110 103ZM235 101L238 102L237 100H235ZM235 101L233 100L232 103L233 104H236V103H234ZM240 102L241 101H239V103ZM114 103H115V105H114ZM238 104H236V105H238ZM244 105H246V104H244ZM235 107H237V106H235ZM113 108L114 109H117L116 114H115V117H112V119H109L108 122H106V121L105 122L100 121L101 117L105 116V114H108L107 112L110 111ZM173 109H175V108H173ZM238 109H239V107H238ZM68 110H70V111H68ZM92 110H97L98 113L97 112H94V113H97L98 115H95V114L91 115V114H89L90 111H92ZM154 110H156V112L158 113V115L156 113V118L155 117L152 118V116H151L153 114V111ZM177 111H179V110H177ZM179 112H181V111H179ZM179 112L178 113L176 112V114H179ZM58 113H60L59 115H62L63 114L64 117L61 119V117H59L57 115ZM223 113L229 114L228 115L229 117L227 119L222 118V114ZM131 114H133V116L135 115V117H133V116L130 117ZM176 114H175V116H176ZM56 116L59 119V120L57 119L58 120L57 122L55 120L57 118ZM191 116H193V115H191ZM171 117H172V119H171ZM189 117H190V115H189ZM195 117H193V119ZM52 120L53 121L55 120V122H56V123H53L55 125V126L53 125L54 128H52V127L50 128L49 127V123L52 122ZM79 123H81L83 125V127L82 126L81 127H78V124ZM211 123H214V125L213 126H210ZM235 124H237L239 126V129H236V128H235L236 130L235 129L234 130L232 129V127ZM257 125H259L260 127L259 128H256ZM47 126L50 129L47 128ZM138 128L140 129L139 131H138ZM244 132L247 133V134L245 135ZM68 136L69 137L70 136L71 137H74V140L71 141L70 143H67V141H66V139H67ZM180 136H184L186 139H190V140L194 141L195 143L198 142V145L196 143L194 145H191L189 148L185 149L183 147V145H182L181 139L178 140ZM180 138H183V137H180ZM68 140H69V138H68ZM89 140L95 141L96 144H101V148L103 147V145L111 144V147L109 149L107 148V151H106V152H108L107 157L100 156L99 154H97L96 150L91 149V145L89 144ZM203 140L205 142H208V143H213V145L212 146H209L208 145L209 147L208 146L207 147H201L199 145V143H200V141H203ZM25 144L30 145V148L28 147L29 149L23 151L22 146L25 145ZM96 144H93L92 146L96 147L97 146ZM260 145L262 146L263 144H260ZM261 148H263V149H261V151L263 150V153H264V147L262 146ZM256 150H257V148H256ZM261 151L259 150L258 153L260 154ZM21 153L26 156V161L29 163V165H31V166H33L35 168V171H36V172L34 171L35 173H33L32 171H30V172L27 171V172L21 174L22 171L19 172V171H17L14 168V166L12 164V159H13L14 156L17 157V155L18 154H21ZM66 156H69V157L67 158ZM64 157H65V159H64ZM78 157L79 158H84L85 161L87 160L86 161L87 164L85 163V166L79 165L78 162H77L78 161ZM147 157L149 158L148 161H147ZM253 157H255V156H253ZM259 157H260V155H259ZM76 158H77V160H76ZM260 159L262 161H264L261 157H260ZM240 160H242V161L244 160V162L238 163V164H242V165L241 166L240 165L238 166V169H237V172L236 173H232L233 171L231 172V170H233V167L235 166V164L237 165V162H240ZM155 161H158L160 163V167L157 168V169L155 168V170H153L150 166ZM192 161L193 162H199V161L201 162L202 161V163H204V164L199 163V165L193 166L192 165L193 164ZM102 164H104V163H102ZM29 165H28V167H29ZM142 165H144V167H142ZM30 168H32V167H30ZM183 170H186V173L185 174H183L185 171L182 173ZM235 171H236V169H235ZM98 172L101 173V171H98ZM147 172L149 173V178L150 179H153L151 181H154L155 180V182H156L155 185H151L150 184L151 186H149L147 184L148 185L147 186L146 184H140L139 182H136V178L137 177L139 178L142 174H146L147 175ZM257 172H259V171H257ZM97 174L98 173H96V176L98 178V175ZM181 174H183V175H181ZM48 177H50V176H48ZM100 177L102 178L101 174H100ZM173 177H175V176H173ZM253 177H254V179H253L254 181H256L257 179L259 180V178H260V176H259V178L258 177H255V176H253ZM78 178H80V177H78ZM169 178H171V177H169ZM169 178L167 180H169ZM180 178H179V180H180ZM10 179L13 182V179L14 178L13 179L10 178ZM51 179H53V178H51ZM139 179H141V178H139ZM175 179H177V178H175ZM261 179H263V178L261 177ZM16 180H17V178H16ZM19 180H20V178H19ZM177 180H175V181H177ZM11 181H8V182L11 183ZM148 181H150V180H147L146 183H148ZM163 181H165V183H163ZM170 181L172 182L173 181V178H171ZM175 181H173V182H175ZM171 182L169 183V185L170 184H173V182L172 183ZM162 183H163V185L166 184L165 185L166 187H162L161 186ZM23 184H24V182H23ZM178 184H180V183H178ZM4 185H6V184H4ZM90 189H92V190H90ZM22 190H23V188H22ZM232 192H236V194L231 195ZM259 192L258 193L255 192L256 195H259ZM18 193H19V191H18ZM26 194H23V195H26ZM139 194H140V192L138 193V195ZM110 195L112 196L113 194L110 193ZM115 195H117V194H114L113 196H115ZM0 196L2 197L3 195H0ZM127 196H129V195H127ZM116 197H117L118 200H120V198H118V197H121V196L118 194L117 196H115V198ZM125 197L126 196H124V200L127 199V197L126 198ZM262 197H264V196H262ZM22 198H25V197H22ZM36 198H40V197L37 196ZM130 199L131 198H128L127 201H130ZM134 199L135 198H133V200ZM35 200H39V199H35ZM143 200H145V199H143ZM68 201L63 202V204H65V203L66 204H69ZM151 201H152V199L149 202L148 199H147V197H146V202L145 201L144 202L146 204L147 203L150 204ZM155 201H157V200H155ZM21 202L23 203V201H21ZM36 202L37 201H35V203ZM135 202H137V201H135ZM157 202H160V200L157 201ZM166 202H168V201H166ZM30 203L31 202L22 205L19 202L18 204H20L22 206V208L18 209L17 212L15 214H13V213H10V208L12 206H14V205L12 204V202L10 200L0 202V208H4V210H6L8 212V214L5 217L0 218V224L1 225L2 224H5V226H7L9 229L14 230L15 232L16 231L17 232L18 231L21 232V229H24L26 227L25 222H26V220L28 219V216H29L28 215V212H27V207L29 206ZM153 203H155V202L154 201L152 202V206L155 205ZM256 203H259V204L257 205ZM108 204H106V206H108ZM111 204H115V203L112 202ZM111 204H109V206ZM126 204H128V203H126ZM162 204H163V201H162ZM162 204L160 202V205H162ZM165 204H168V203H165ZM173 205H172V207L171 206H169V207L173 208ZM194 205H195V203H194ZM194 205H191V206L193 207ZM253 205H255V206H253ZM162 207H164V204L162 205ZM175 207H176V205H175ZM177 207H179V206H177ZM155 208H157V207L155 206ZM58 209H59V211H58ZM160 209H162V208H160ZM190 209H191V207H190ZM15 210L16 209H14V211ZM174 211H176V210H174ZM0 212H2V211H0ZM72 212H73V210H72ZM186 212H188V211H186ZM218 212H219V210H218ZM115 213H117V212H115ZM206 213H208V212H206ZM80 214H82V213H80ZM98 216H99V213H98ZM108 216H109V214H108ZM172 216H173V218H176L175 217V214H173ZM0 217H2V216H0ZM33 217H35V216H33ZM39 217H41V216H39ZM196 217H198V216L196 215ZM154 218H155V216H154ZM210 218H212V217H210ZM57 219H58V217H57ZM70 219H71V217H70ZM191 219H193V218H191ZM32 221H34V220L32 219ZM105 221H107V220H105ZM151 221H153V220H151ZM253 221H252V223H253ZM142 222H144V221H142ZM167 222H169V221H167ZM175 222H174V225H175ZM202 222L205 223V221H203V220H202ZM210 222H212V221H210ZM207 223H209V222H207ZM215 223H216V220H215ZM252 223H251V225H253ZM29 224H30V222H29ZM144 224H145V222H144ZM261 224H264V223L261 222ZM59 225H57V226H59ZM66 225H68V224H66ZM251 225H250V227L247 226V228L252 229L251 228ZM30 226H31V224H30ZM60 226H62V225H60ZM209 226H212V225L209 224ZM234 226H236V225H234ZM182 227H184V226H182ZM34 228H35V226H34ZM38 228L36 230H34V231H37ZM4 229H7V228H4ZM27 229H28V227H27ZM61 229H63V228H61ZM12 230H9L8 231V234H9V232L14 233ZM30 230H31V228H30ZM146 230H147V228H146ZM214 230H215V228H214ZM49 231H46L45 230V232H47V233ZM141 231H143V230H141ZM171 231H173V230H171ZM232 231H234V230H232ZM237 231H234V232H237ZM29 232L30 231L28 229V232L27 233H29ZM42 232H44V231H42ZM152 232H154V231H152ZM252 232H254V231H252ZM3 233L4 234L5 233L7 234V232H3ZM3 233H2V235H3ZM44 233H42V234H44ZM240 233H241V231H240ZM18 234L20 235L21 233L18 232ZM32 234H35V233H32ZM50 234L52 235V233H50ZM50 234L49 235L47 234V235L49 237H52ZM101 234H102V232H101ZM40 235L41 234H39V238L41 237ZM115 235H117V234H115ZM168 235H170V234H168ZM33 236H35V235H33ZM54 236L60 238V235L57 236L55 233H54ZM36 237L38 238V236H36ZM47 237H45V238H47ZM62 237H65V236L62 235ZM66 237L68 238V236H66ZM105 237L106 236H104V238ZM27 238H28L27 241H24V240L23 241L24 242H28L29 241V237H27ZM2 239H4V238H2ZM63 239H65V238H63ZM90 239H92V238H90ZM137 239H138V237H137ZM54 240H56V238ZM65 240H67V242L65 243V245H66V244L69 243L68 241L71 242L74 239H72V240L65 239ZM259 240H260V237H259ZM3 241L4 240H1L2 244H3ZM14 241H16V239ZM130 241H131V239H130ZM54 242H57V241H54ZM77 242L74 241V243H77ZM124 242H125V240H124ZM149 242H151V241H149ZM10 243H11V241H10ZM59 244L60 245L61 244L64 245V242L63 243H59ZM91 244H93V243H91ZM165 244H167V242ZM14 245H16V243ZM25 245H26V243H25ZM77 246H79V245H77ZM80 246H82V245H80ZM194 246H195V244H194ZM224 246H226V245H224ZM58 247L60 248V246H58ZM74 247H76V246H74ZM3 248L4 247H2V249ZM6 248H8V247H6ZM86 248H87V246H86ZM190 248H192V247H190ZM245 249H247V248H245ZM3 250H5V249H3ZM34 251H35V249H34ZM50 251H52V250H50ZM79 251H81V250H79ZM171 251H172V249H171ZM103 252H101V253H103ZM62 253H64V252H62ZM62 253H61V255L64 256V254H62ZM71 253H72L71 250L68 249L67 250V254H71ZM137 253H139V252H137ZM35 254H37V253H35ZM67 254H66V257H68ZM171 254H172V252H171ZM39 255H41V254H39ZM145 255H146V253H145ZM250 257L252 258L251 255H250ZM72 260L73 259H71V261ZM37 261H38V258H37ZM64 261L67 262L68 260L65 259ZM133 261H132V264L134 262H136L137 260L134 261V262ZM139 261H141V259ZM68 262H69V264H72L73 263V262L70 263V261H68ZM75 262H74V264H75ZM85 262H86V260H85ZM60 263H61V261H60ZM146 263H147V261H146ZM171 263H173V262H171ZM77 264H79V262ZM81 264H82V262H81ZM137 264H139V262Z\"/></svg>",
  "mask_w": 264,
  "mask_h": 264
}]
</instances>
